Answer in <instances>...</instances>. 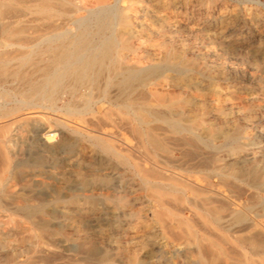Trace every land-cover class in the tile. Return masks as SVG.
Instances as JSON below:
<instances>
[{
  "label": "rangeland",
  "instance_id": "obj_1",
  "mask_svg": "<svg viewBox=\"0 0 264 264\" xmlns=\"http://www.w3.org/2000/svg\"><path fill=\"white\" fill-rule=\"evenodd\" d=\"M72 1L77 5L74 15L87 18L88 26L80 30L85 47L111 33L108 25L99 29L100 24H94L98 12H102V22L112 9L118 19L128 16L125 35L132 46L123 51L126 65L154 69L167 78L160 91L168 106L155 105L148 92L153 86L137 90L149 99V109L174 117L183 112L187 116L183 128L194 117L217 122L214 136L201 126L196 129L200 137L197 147H186L194 156L193 163L215 166V158L225 157L234 147L264 142V0ZM19 14L0 16V52L17 47L6 46L12 28L36 22L32 13ZM71 17L63 22L70 23ZM5 22H10L9 30H2ZM66 28L76 29L72 24ZM121 29L117 25V33ZM34 30L28 29L24 46L31 45ZM47 32L41 30L43 35ZM27 70L30 64L18 67L16 63L0 70V131L13 154L11 163L23 172L12 187L8 179L0 186L2 240H12L8 245L18 247L21 238L26 240L34 232L11 202L21 194L31 199L25 208H42L52 232L54 249L46 256V264H83L85 256L94 260L103 255L115 260L111 264L130 256L138 264H185V259L177 258V242L167 238L153 221L152 200L134 166H150L152 161L132 130L142 117L134 113L136 120L132 121V113L120 110L110 120L108 102L97 103L95 90L91 96L83 91L73 96L56 94L50 102L36 105L37 98L25 99L19 91L29 77L20 73ZM171 104L173 110L168 108ZM163 129L161 137L168 146L182 142L186 134ZM260 152L259 158L242 156L238 166L259 173L260 188L249 189L253 211L248 216L264 237V217L256 216L264 212V150ZM174 157L160 151L155 162L165 178L177 180V153ZM120 197L126 202L118 203ZM229 203L235 206L237 202ZM131 209L141 218L129 217ZM26 243L22 245L28 246Z\"/></svg>",
  "mask_w": 264,
  "mask_h": 264
},
{
  "label": "bare ground",
  "instance_id": "obj_2",
  "mask_svg": "<svg viewBox=\"0 0 264 264\" xmlns=\"http://www.w3.org/2000/svg\"><path fill=\"white\" fill-rule=\"evenodd\" d=\"M23 11L34 14L36 22L31 25L20 23L12 28L6 46L17 47L0 52V70L12 63H16L18 67L30 64L29 71L20 73L23 77L29 76L24 80L22 89H19L21 95L25 96V99L35 97L37 98L35 104L43 105L50 102L56 94L73 96L80 91L90 94L95 90L97 103L108 102L106 114L110 120L114 118L112 114H117L120 110L132 113V121L136 120L133 114L138 113L142 118L137 119L134 126L132 125V130L144 153L152 161L150 166H140L137 163H134V166L141 175L152 200L151 213L158 230L166 234L167 238L177 242V258L185 259V264H264V237L258 234L257 224L248 216V213L253 211L249 189H259L262 183L259 181L258 172L247 171L238 166L242 156L257 158L258 152L264 150V142L234 147L225 157H216L215 166L193 163L191 159L194 156L192 157L191 151L187 148L191 147L195 150L197 147L200 137L196 129L201 126L210 136H214L217 134L215 129L217 122L209 117L201 119L194 117L183 128L181 123L187 120L183 112L174 117L170 113L165 114L148 108L149 99L137 90L142 86H153L148 92L154 99L155 105L168 106L164 94L160 91V87L166 84L167 78L154 69L126 65L123 51L132 46L131 40L125 35L129 26L127 15L118 19L115 10L112 9L111 16L102 22L100 18L102 12H98L94 24H100L99 29L108 25L111 33L101 36L94 46L85 47L84 35L80 30L88 26L85 25L87 18H78L74 15L77 5L72 0L0 1L2 18L18 16ZM66 16L73 17L70 23L63 22ZM68 24L75 25L76 29L72 31L66 28ZM117 25L122 28L119 33L116 31ZM9 27L10 22H5L2 30H9ZM30 27L35 29V37L31 45L26 47L23 44H27V31ZM44 28L48 32L43 35L41 30ZM43 56L45 59L42 58ZM174 96L171 99H174ZM23 103L29 105L32 102L23 101ZM174 107L171 104L168 108L173 110ZM129 119L130 117L126 120ZM163 127L173 134L182 135L186 132L183 141L168 146L161 137L162 132L164 133ZM4 139L0 131V186L5 179H8L9 187H12L14 181L22 177L23 172L20 166L11 163L13 154ZM160 151H165L172 157L177 153V167L175 166L179 171L177 180L173 176L165 178L162 175L160 166L155 162V156ZM197 173H199L198 177ZM166 180L168 182H165ZM237 183L241 185L240 188L237 187ZM232 199L237 202L235 206L229 205L231 204L229 202H234ZM30 201L29 197L24 198L21 194L11 201L19 207L34 232L26 240L21 238L18 247H10L8 244L12 240L3 241L0 237V261H3L1 264H46L48 258L46 256L54 249L52 232L45 222V213L39 206L32 209L25 208L26 204L31 203ZM117 201L126 202L121 197ZM128 216L141 218L136 210L130 211ZM256 216L264 217V212ZM247 220H249L248 225L241 227L240 224ZM147 221L145 222L149 225ZM24 243L28 246H23ZM132 253L134 254V251ZM48 260L51 262V259ZM82 261L85 262L83 264L115 262L105 255L94 260L85 256ZM137 261L135 256H130L118 263L138 264Z\"/></svg>",
  "mask_w": 264,
  "mask_h": 264
}]
</instances>
